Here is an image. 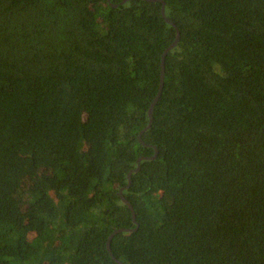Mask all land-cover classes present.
Returning a JSON list of instances; mask_svg holds the SVG:
<instances>
[{"label":"trees","instance_id":"1","mask_svg":"<svg viewBox=\"0 0 264 264\" xmlns=\"http://www.w3.org/2000/svg\"><path fill=\"white\" fill-rule=\"evenodd\" d=\"M123 1L0 0V264H264V0Z\"/></svg>","mask_w":264,"mask_h":264},{"label":"water","instance_id":"2","mask_svg":"<svg viewBox=\"0 0 264 264\" xmlns=\"http://www.w3.org/2000/svg\"><path fill=\"white\" fill-rule=\"evenodd\" d=\"M127 0H124L122 3L126 2ZM149 1H156V0H149ZM158 1V0H157ZM159 1H162L163 2V5H162V14L163 16L166 18V20L168 22H170L171 24H174L172 20H170L167 16H166V3L164 0H159ZM119 4H114V6H118ZM179 39H180V31L179 29L177 28V37L175 39V41L164 51L163 55H162V73H161V82H160V87H159V91H158V94L157 96L155 97L154 101L152 102L151 106H150V109H149V116H150V121H149V124L147 125L146 128H144L141 132H140V135H139V140L143 142V139H142V133L149 129L151 126H152V122H153V113H154V107L156 105V103L158 102L161 94H162V91H163V86H164V81H165V59H166V56L168 54V52L170 50H172L173 48H175L179 42ZM157 156V152L151 157V158H155ZM141 159L142 158H139L138 159V167L135 169V171H139L141 166H140V162H141ZM134 170H131L128 174V178H129V183H128V186H130L131 182H132V173H133ZM120 194L122 196V199L124 200V202H126L130 208L132 209V212H133V218L134 220L136 221V215H135V211L133 209V206L131 204V202H129V200H127L125 198V196L123 195V189H121L120 191ZM139 224L137 223V226L134 228V230H136L138 228ZM127 230H131V229H128V228H119V229H116L109 237L108 239V250L109 252L112 254V249H111V241L113 239V237L121 232V231H127ZM113 255V254H112Z\"/></svg>","mask_w":264,"mask_h":264}]
</instances>
